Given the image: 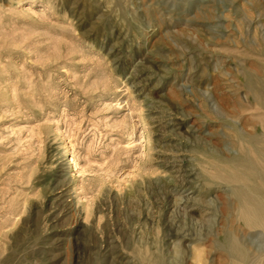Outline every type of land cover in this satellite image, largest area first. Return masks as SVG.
<instances>
[{"label": "rangeland", "instance_id": "rangeland-1", "mask_svg": "<svg viewBox=\"0 0 264 264\" xmlns=\"http://www.w3.org/2000/svg\"><path fill=\"white\" fill-rule=\"evenodd\" d=\"M263 68L264 0H0V264H262Z\"/></svg>", "mask_w": 264, "mask_h": 264}, {"label": "bare ground", "instance_id": "bare-ground-1", "mask_svg": "<svg viewBox=\"0 0 264 264\" xmlns=\"http://www.w3.org/2000/svg\"><path fill=\"white\" fill-rule=\"evenodd\" d=\"M263 70H264V68H263ZM261 72L262 71H260V73ZM248 73L249 72H247V74ZM254 74H256V73H254ZM251 77L254 78L253 75ZM246 81H249V80L246 79ZM242 85H243V82H242ZM246 86L247 87H245V88H248V90H249V97L251 99H253L254 101H256V103L258 104L257 106H259V108L264 111V82L263 81L254 82V81L250 80L249 82L246 83ZM242 88H244V87L242 86ZM246 95H247V90H246ZM237 101H239V100H237ZM247 102H248V104L251 103V101L250 102L247 101ZM237 103L240 104L241 102H237ZM240 108H241V106H240ZM252 108H253V106H252ZM250 109H248V110H250ZM239 111L241 112V110H239ZM243 111H246V109L245 110L243 109ZM263 115H262V117H263ZM235 137L239 140L241 145L244 144L246 147L244 149L240 148L241 150L239 151L238 155L234 154L233 156H229V158H227L226 160L224 159L229 164H237V165L239 164V165H243L245 167V170L240 172V174H239V176L242 180L241 181L242 184L237 185L234 188L233 193L235 195V198L237 199V202L240 206V209L243 211V213L245 215V218H244L245 224L247 226H251V227H261V228H263V231L262 230L261 231L264 232V171L261 168L257 167L256 163H254V162H256V161H254L255 157L260 158L261 160L264 161V131H257V132H253V133H248L246 131H242L241 129L237 128L235 131ZM237 168H239V167H237ZM238 170H240V168ZM226 175H229V174H226ZM248 183H254V185H249ZM237 213H238V211H237ZM235 221H236V219H235ZM234 226L235 225H231L230 228L226 231L225 243H224L222 248L227 253V255L232 258V260H238L239 259V260H241V262H244L246 259L250 258L248 250H247L248 242H247V240H244V239L242 240L240 238L239 234L237 235ZM255 243L256 242L254 240H251L250 245L253 246V245H255ZM258 245H259V243H258ZM258 245H257V247H259ZM262 256H264V255H262ZM261 259H263V258H261ZM262 264H264V261Z\"/></svg>", "mask_w": 264, "mask_h": 264}]
</instances>
